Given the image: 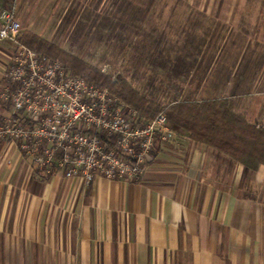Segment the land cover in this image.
Masks as SVG:
<instances>
[{"label": "crops", "instance_id": "1", "mask_svg": "<svg viewBox=\"0 0 264 264\" xmlns=\"http://www.w3.org/2000/svg\"><path fill=\"white\" fill-rule=\"evenodd\" d=\"M36 1L0 8L35 12ZM214 1L182 7L206 31L199 95L228 99L264 125V0ZM156 2L133 10L149 13ZM175 130L134 182L43 176L14 143L0 142V264H264V166L244 167Z\"/></svg>", "mask_w": 264, "mask_h": 264}, {"label": "built area", "instance_id": "2", "mask_svg": "<svg viewBox=\"0 0 264 264\" xmlns=\"http://www.w3.org/2000/svg\"><path fill=\"white\" fill-rule=\"evenodd\" d=\"M20 32L15 9L0 8V43L14 46L0 88V142L14 143L43 176L141 180L151 152L177 135L165 115L145 119L107 88L22 45Z\"/></svg>", "mask_w": 264, "mask_h": 264}, {"label": "rangeland", "instance_id": "3", "mask_svg": "<svg viewBox=\"0 0 264 264\" xmlns=\"http://www.w3.org/2000/svg\"><path fill=\"white\" fill-rule=\"evenodd\" d=\"M37 3L35 12L27 11V6L17 12L13 3L20 35L25 30L42 34L41 38L59 49L99 70L105 68L101 71L112 79L122 76L140 94L161 105L202 100L200 56L206 31L203 32L199 17L184 14L185 0H157L149 13H139L133 8L148 7L153 0ZM55 4L58 7L48 13ZM129 7L130 13H123ZM4 46H8L4 50L12 55L14 46L0 43V47Z\"/></svg>", "mask_w": 264, "mask_h": 264}, {"label": "trees", "instance_id": "4", "mask_svg": "<svg viewBox=\"0 0 264 264\" xmlns=\"http://www.w3.org/2000/svg\"><path fill=\"white\" fill-rule=\"evenodd\" d=\"M19 42L46 58L60 61L73 75L107 88L145 119L162 113L174 128L191 140L222 153L235 163L250 169L264 166V125L250 123L243 114L233 110L228 99L161 105L140 94L122 76L112 79L111 75L30 31L25 30Z\"/></svg>", "mask_w": 264, "mask_h": 264}]
</instances>
